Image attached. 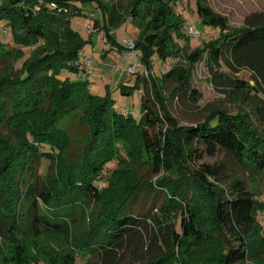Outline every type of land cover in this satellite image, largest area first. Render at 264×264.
Instances as JSON below:
<instances>
[{
	"label": "trees",
	"instance_id": "obj_1",
	"mask_svg": "<svg viewBox=\"0 0 264 264\" xmlns=\"http://www.w3.org/2000/svg\"><path fill=\"white\" fill-rule=\"evenodd\" d=\"M109 1L111 7L102 0H0V23L4 22L0 31L10 32L17 47L38 45L22 70L0 75V264H77L68 242L54 240L58 233L69 236L70 227L62 217L84 197L90 202L102 199L103 183L98 180L105 171L122 161L134 164L125 133L139 136L153 156L156 174L168 161L180 166V158L190 161L223 152L243 171L264 175V11L248 15L241 27L230 29L228 18L216 13L208 0H195L202 22L220 28L221 34L189 52L186 21L177 12L184 0H127L122 6ZM50 3L63 11L50 10ZM78 3L100 7V18L91 28L103 32L113 48L124 51L111 33L116 26L129 20L140 29L135 42L141 68L135 70L136 85H119L125 95L141 89L139 119L116 109L109 98L93 95L87 82L61 79L65 69L80 72L84 42L71 26L72 18L82 14ZM177 40L185 46L181 48ZM0 47L6 50L1 41ZM16 53L15 59L23 55L20 50ZM178 57L186 65H177L160 78L153 75L155 59ZM204 60L216 92L224 102L241 106L240 111L210 105L204 119L179 125L169 103L188 112L197 108L202 94L193 86L192 69ZM243 72L250 81L241 76ZM168 83L175 85L169 99ZM86 106L92 112L85 119ZM73 114L89 132L78 158L69 161L71 138L60 123ZM115 133L122 136L112 140ZM43 160L50 164L45 174L40 172ZM56 162L64 169L54 184L50 177ZM223 174L221 165L203 164L188 181L186 176L160 178L126 188L86 237L91 257H97L99 264H196L198 257L212 264L247 263L256 235L264 232L257 219L264 213L262 192L254 177L248 181ZM166 186L171 193H166ZM184 188L200 193L199 199L214 201L206 236L220 246L208 254L191 251L189 262L183 257L186 238L193 236L197 246L209 239L204 238L191 202L180 218H173L177 194ZM149 192H163L164 197L159 206L146 209L139 197ZM30 238L42 242L46 258L33 252L27 259L25 241Z\"/></svg>",
	"mask_w": 264,
	"mask_h": 264
},
{
	"label": "rangeland",
	"instance_id": "obj_2",
	"mask_svg": "<svg viewBox=\"0 0 264 264\" xmlns=\"http://www.w3.org/2000/svg\"><path fill=\"white\" fill-rule=\"evenodd\" d=\"M232 2L241 3L239 0H230ZM42 2V1H41ZM103 3H106L111 7L112 3L109 0H102ZM116 3H119L120 6L126 4L127 0H115ZM55 5V8L54 6ZM81 9L82 14L76 15L72 18L71 26L72 29L78 33L80 39L84 42V47L81 52V59L79 61L80 72H75L69 69H65L62 72L61 79L69 80L70 82L83 81L87 82L88 90L98 97L101 100L108 99L114 102L116 109H123L124 113L133 114L134 118L139 119L142 113V102H143V93L141 89L135 88L128 95L122 94V88L119 87L120 83L124 82L125 86H135L137 80V74L135 72L127 71L128 67L134 66L136 64V55L139 54L136 51L134 56L127 55L126 53H132V50L129 49V42H133V51L136 49V40L139 35L140 29L135 26L131 21L126 20L121 25L116 26L112 29L111 33L117 45L123 47L124 51L118 49L117 46L109 45L107 38L104 36V33H99V30L95 27L98 19L100 18V7L96 4L93 5H81L77 4ZM118 5V6H119ZM50 10L56 11L61 10L56 3H50L48 5ZM74 11V8H73ZM68 11H66L67 13ZM177 12L183 17V20L186 21L187 27L184 29V33L187 38H190L192 49L201 48L204 43H208L212 39L217 38L221 34L220 28H214L208 25H205L202 22V19L197 13V7L195 0H184L179 6H177ZM4 22H1L0 25H3ZM242 25L238 24H229L230 29L241 27ZM193 27L197 30L199 36L192 37L189 34V29ZM0 41L4 44V47H0V75H3L11 70L14 72H19L23 69L25 62L31 58L34 53V50L38 47L37 44L31 45L30 47H17L9 32L6 34L4 31H0ZM181 48L185 46L183 40H177ZM8 50L11 53H8ZM18 50L23 52V55L19 59H15L13 52ZM85 60L95 61L97 63L96 68L93 71V75H89L85 72ZM138 63L139 60H138ZM180 58H169L166 61H161L155 59L154 67L152 69L153 75L156 78L169 72L173 67L181 65ZM186 65L183 63L182 65ZM140 66L138 67V71ZM145 70V69H144ZM224 71H227L223 68ZM135 74V75H134ZM148 75L147 73H145ZM246 81H250V75L247 72L241 74ZM87 79V80H85ZM85 80V81H84ZM192 83L195 89H197L202 94V99L198 103V106L192 112L185 111L181 109L175 102L169 103V110L171 115L179 122V125H191L197 120L204 119L203 116L207 113L206 109L210 105H221L227 107V109L232 113H238L240 107L228 102H224L222 98L214 89L211 80L210 74L208 72L205 60L198 63L195 68L192 69ZM175 87L173 83H168L165 90H167L166 97L171 98L170 92ZM170 101V100H169ZM245 108V107H244ZM92 112V108L85 107L83 111L84 118H88L89 114ZM61 128L65 129L71 138V148L66 152V158L76 159L83 150L85 138L89 132L88 126L85 123H81L79 120L78 114H73L65 118L61 123ZM129 131L132 130L135 132V128L129 126ZM129 133V132H128ZM122 134L115 133L112 135V140L116 139ZM127 141V149H129L134 155V164H126L125 161H122L120 165H115L114 169H109L105 171V174H102L99 178V182L103 183L102 189V199L99 202H90L87 198H82L76 208L71 209L65 216L62 217V221L67 223L70 227L69 236H65L62 233H58L55 237V241L58 240L60 243L63 240H66L67 245L70 246L71 252L74 258L77 259V264H86L88 260H91L92 264H99L97 257H91L89 253L88 242H86L91 232V229L95 224L103 219V217L110 211L113 207L115 201L118 200L120 195L124 193L126 188L135 186L136 184H145L146 182H156L160 178H178L186 176V180L191 173L195 172L203 164H219L222 166V171L224 172L223 176L228 178L230 177H242L248 181L253 177L257 180L256 185L258 189L262 192L259 196V199L264 201V175L260 177L255 176V174H250L243 169L234 161L231 157L225 155V153H220L215 157L204 156L202 159L197 158L195 160L186 161V158H180V166L176 165L173 161L167 162V165L163 166L161 173L156 174L157 168L154 165L153 156L150 155L142 146L139 136H133L132 134H127L123 136ZM60 163H54L53 165V174L50 177V180L57 184L60 174L64 169V165L60 166ZM50 167L49 161L43 160L40 165V172L45 174ZM56 177V179H54ZM97 181V182H98ZM167 188V189H166ZM166 193L172 192V190L166 186ZM183 196H187L186 200H183ZM200 193L196 194L193 191H185V188L182 192L177 194L178 206L176 211L173 213V218H180L182 211L186 207H190V202L193 204L191 206L192 211L198 217L199 227L203 231L204 238L209 239L210 237L206 236L207 230L212 226L213 220V208L214 201L207 198L199 199ZM164 194H156L155 192H149L141 194L140 203L148 209L151 206H159L163 202ZM258 224L264 230V213H258L257 216ZM86 242V243H85ZM193 242V243H192ZM194 237L191 236L186 238L184 245L185 254L184 259L190 261V252L200 254H208V251H216L215 247L220 248L219 244L215 242L213 238L208 241L200 242L197 246L194 243ZM264 232H260L256 235L253 246V255L251 259L245 264H264ZM62 244V243H61ZM42 242L38 239L30 238L25 241V247L28 251L27 259H31L32 253L35 252L38 255H41V258H46L44 256V248L41 247ZM38 249V251H37ZM36 250V251H35ZM54 254V252H51ZM182 256V255H181ZM200 256V255H198ZM206 256V255H205ZM49 262V261H48ZM196 264H212L207 260L206 257H198Z\"/></svg>",
	"mask_w": 264,
	"mask_h": 264
},
{
	"label": "crops",
	"instance_id": "obj_3",
	"mask_svg": "<svg viewBox=\"0 0 264 264\" xmlns=\"http://www.w3.org/2000/svg\"><path fill=\"white\" fill-rule=\"evenodd\" d=\"M210 7L228 18V24L243 25L248 15L264 11V0H239L235 3L230 0H208Z\"/></svg>",
	"mask_w": 264,
	"mask_h": 264
},
{
	"label": "built area",
	"instance_id": "obj_4",
	"mask_svg": "<svg viewBox=\"0 0 264 264\" xmlns=\"http://www.w3.org/2000/svg\"><path fill=\"white\" fill-rule=\"evenodd\" d=\"M54 6V8H55V5H53ZM189 34L192 36V37H197V36H199V34H198V32H197V30H195L193 27H191L190 29H189ZM129 49H131L132 50V53H126L127 55H132V56H134L135 55V52L133 51V42L131 41V42H129ZM84 64H85V67H86V69H87V73L89 74V75H93V71H94V69L96 68V66H97V63L95 62V61H90V60H85L84 62H83ZM140 66V63H138L137 61H136V64L134 65V66H130V67H128V69H127V71H131V72H135V70H136V68L137 67H139ZM147 73V72H146Z\"/></svg>",
	"mask_w": 264,
	"mask_h": 264
}]
</instances>
